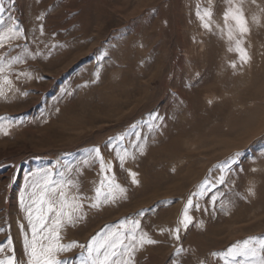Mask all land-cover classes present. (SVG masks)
I'll return each mask as SVG.
<instances>
[{
	"label": "rangeland",
	"instance_id": "obj_1",
	"mask_svg": "<svg viewBox=\"0 0 264 264\" xmlns=\"http://www.w3.org/2000/svg\"><path fill=\"white\" fill-rule=\"evenodd\" d=\"M0 5V31L15 24L22 33L0 47V260L27 264L31 232L20 197L34 174L49 170L79 185L69 195L82 201L83 219L61 228L66 245L87 246L139 220L137 233L157 243L137 250L134 264H224L214 253L264 238V0ZM233 6L248 22V33L234 32L247 63L227 37L224 13ZM205 10L210 31L197 16ZM13 57L21 59L9 64ZM95 148L111 171L101 172ZM118 151L129 153L123 167ZM113 175L126 192L91 207ZM82 254L86 247H73L58 258L79 264Z\"/></svg>",
	"mask_w": 264,
	"mask_h": 264
},
{
	"label": "snow or ice",
	"instance_id": "obj_2",
	"mask_svg": "<svg viewBox=\"0 0 264 264\" xmlns=\"http://www.w3.org/2000/svg\"><path fill=\"white\" fill-rule=\"evenodd\" d=\"M255 3V0H253ZM3 7L0 5V12H3ZM264 11V10H262ZM197 16L202 21V26L205 29L211 30L212 12L205 10L203 14L197 11ZM207 18V19H206ZM257 22L258 19L253 17ZM231 21V23H229ZM4 21L0 19V24ZM247 19L244 11L240 6L229 7L224 13V24L227 28V37L231 41L235 39V51L239 55L242 63H247L250 57L245 48L242 47V40L234 37V32H238L242 37L248 33ZM43 32V29H41ZM21 30L17 25L12 24L0 31V47H4L6 41L16 39L21 35ZM27 51V49H25ZM229 51H233L232 48ZM20 57H13V62L20 61ZM0 63H3V57H0ZM235 67V63L232 65ZM3 68L0 67V72ZM123 139V137H118ZM96 158L100 160L101 172L111 171V165H106L103 157L100 155L99 148L92 150ZM143 153V146L140 147ZM129 156L127 151L121 154L117 152V157L123 167L125 159ZM134 158V157H133ZM87 163V161H84ZM132 183L137 184V174L130 172ZM61 174L60 180L52 179L51 171H45L42 175L34 174V179L25 185V189L31 188V191L22 192L20 197V206L26 212L28 225L31 232V238L25 235L24 248L27 255V264H66V261L58 258V254L65 251H70L73 247L85 249L86 255H81L79 264H134V254L137 250L145 245L157 243L148 236L146 232H139L140 221L136 220L131 223V227L126 226V222L122 221L119 228L110 229L104 235L98 233L92 237L87 246L78 245L73 241L69 244L61 243L60 230L65 224H74L78 219H83V203L77 195H69L72 188L79 187L72 180H66ZM107 181V183H105ZM220 183L224 182L223 176L220 177ZM207 185H202V189ZM107 188V192L103 189ZM123 195L126 189L121 187L115 181V176H105L100 182V186L95 189L96 196L94 202L90 205L93 208L99 207L101 201L108 203L115 200V192ZM251 192V189L249 190ZM203 194V191L201 192ZM26 197L28 198L26 200ZM216 197H213L215 201ZM192 206V200L189 199L184 208L182 218L179 223L187 229L192 223V217L188 214L189 208ZM50 214L51 217H50ZM23 227V226H21ZM180 228H176L173 234L176 239H179ZM127 241V243L125 242ZM8 246L11 248L12 241L9 239ZM0 247V252H3ZM182 248H177L176 252H182ZM224 260V264H264V238H248L243 241H238L230 246L226 251L214 253ZM0 264H16L14 255L9 256L6 260H0Z\"/></svg>",
	"mask_w": 264,
	"mask_h": 264
}]
</instances>
